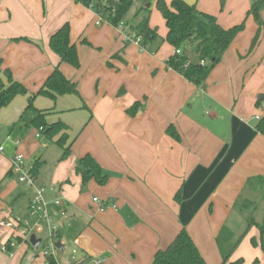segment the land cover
<instances>
[{
	"label": "crops",
	"instance_id": "crops-1",
	"mask_svg": "<svg viewBox=\"0 0 264 264\" xmlns=\"http://www.w3.org/2000/svg\"><path fill=\"white\" fill-rule=\"evenodd\" d=\"M183 1L214 15L223 28L245 19L244 30L200 87L166 66L174 48L163 39L145 48L125 42L93 3L0 0L1 67L31 93L58 67L76 82L79 93L55 101L38 96L34 101L37 109L49 110L48 122L60 120L68 126L71 144L65 160H59L61 148L55 142L44 146L35 129L20 123L10 128L24 111L26 96L0 109V130L5 132L0 144L10 145L0 153V219L19 211L23 184L11 171L14 155L21 153L29 164L43 160L35 177L42 183L45 151L55 146L58 161L48 176L45 198L55 217L53 202L61 200L63 215L54 238L63 250L64 241H71V255L77 251L79 264H96L100 258L105 264H152L154 253L182 228L207 264L222 263L216 237L223 226L229 228L233 237L224 251L231 249L252 218L241 217L251 208L243 203L251 201L250 192L261 193L248 181L264 177V136L255 129L264 113V32L249 51L257 25L246 13L254 0H224L223 5L220 0ZM260 16L264 22V8ZM64 23L70 26L78 68L61 63L48 45ZM136 102L139 108L130 115L127 110ZM85 154L108 174L104 185L91 180L82 186L75 167ZM239 217L241 234L234 232ZM254 222L257 226L248 230L226 264L240 258L241 264H264L262 225ZM42 226L43 231L34 234L40 241L48 237ZM9 239L15 246L3 251ZM36 249L0 227V264H46ZM57 255L51 254L57 264H74L60 262L62 256Z\"/></svg>",
	"mask_w": 264,
	"mask_h": 264
},
{
	"label": "trees",
	"instance_id": "trees-1",
	"mask_svg": "<svg viewBox=\"0 0 264 264\" xmlns=\"http://www.w3.org/2000/svg\"><path fill=\"white\" fill-rule=\"evenodd\" d=\"M133 0H82L85 6L93 3L95 12L107 23L117 27L122 22L128 12ZM155 7L161 14L166 33L163 42L174 49H179L180 54H172L166 61V66L179 74L195 86H203L212 71L217 65L228 47L236 36L245 28V19L237 25L223 28L219 25L217 18L204 11L199 10L195 5L186 3L183 0H153ZM223 5L224 0H220ZM264 8V0H254L246 13V17L251 16L257 25L249 51H252L258 42L261 32H264V22L260 12ZM130 26L136 35L140 36L141 48L149 46L157 38V30L149 25L148 10L138 16ZM20 40V39H16ZM27 40V39H24ZM83 43L87 41L83 40ZM49 48L60 59L61 63H66L73 68L79 67V59L75 44L70 40V26L68 23L61 25L49 38ZM195 58V61L190 59ZM63 95L79 96L77 84L72 79L67 78L58 67L47 76L43 85L36 92H29L25 86L13 79L11 72L7 68H2L0 63V109L8 106L17 96H26L27 104L19 117L17 123L26 128H33L37 131L42 144L55 142L61 148L59 160H65L69 156L70 144L68 142V126L62 121L48 122L46 117L49 110L37 109L34 105L36 97L42 96L55 101ZM263 100V96L257 100V105ZM139 108V103H134L127 113L133 115ZM256 131L264 136V113L255 125ZM174 135L170 127L167 130ZM43 160L36 158L30 164L31 173L35 178ZM75 172L81 177L82 186L93 180L98 185L107 182L108 174L102 170L96 159L90 154L83 155L76 167ZM249 184H256L262 193L264 201L263 176L251 178ZM253 206L251 201L243 203L244 208ZM257 226L252 218L248 220L245 231L237 238L230 250L224 251V245L232 237V231L223 226L216 237V242L222 255V263L226 264L231 252L238 246L242 238L252 226ZM261 236L264 235V228L259 226ZM8 247V244H6ZM30 245V244H29ZM31 246V245H30ZM243 260L237 259L228 264H241ZM46 264H57L51 255L47 256ZM152 264H207L202 258L198 248L194 244L189 233L182 228L171 242L165 247L158 249L152 259Z\"/></svg>",
	"mask_w": 264,
	"mask_h": 264
},
{
	"label": "rangeland",
	"instance_id": "rangeland-1",
	"mask_svg": "<svg viewBox=\"0 0 264 264\" xmlns=\"http://www.w3.org/2000/svg\"><path fill=\"white\" fill-rule=\"evenodd\" d=\"M148 6V7H147ZM144 10H148V14H149V25L153 28L156 29L157 31V38H156V42L160 41L161 39H164V34H165V24H164V20L161 16V14L159 13V11L157 10V8L154 5V2L152 0H133L132 5L130 6L128 12L126 13V15L124 16L122 22L124 24L127 25H131L135 20H137L138 16L142 15ZM1 131V130H0ZM3 132V133H1ZM0 135L3 136L5 135L4 131H1ZM2 145L4 149H7L9 145L8 142L2 141ZM44 158H45V165L42 167L41 171H40V175H42V177L44 178L43 182H36L35 181V185L37 187H43L44 189L47 188V179L48 176L52 173L53 170V166L57 163L58 161V148L55 146H50L44 154ZM17 178V177H16ZM262 185L264 186V182L262 183ZM22 188V195L20 197V199L18 200V207H19V211L17 212V216L12 217V218H17L20 221H22L23 223L26 224V226L33 231L34 230V223L36 222L35 217H31L29 214V201L28 199L32 197L33 195V190L31 187H28L26 185H21ZM249 198L251 199V201L254 203V206L251 207L250 209L247 210H243L241 217L242 218H248V217H252L253 220L257 221L260 225H262L264 227V202L262 199V195L259 191H255V192H250L248 194ZM44 197H45V193H44ZM46 199V198H45ZM48 208L51 210L52 213V205H50V203H48ZM55 212L58 214L56 217L53 215L52 216V221L53 223L57 224V219L59 220V218H61L62 214V207H55L54 208ZM241 219L240 217L237 218V224H236V229L234 232H237L239 234H241L244 229L243 228V224H241ZM43 224V223H41ZM247 224V223H246ZM245 224V225H246ZM44 225V224H43ZM246 228V226H245ZM65 231L62 229L61 232V238L63 240V238L65 239ZM41 243L39 244L38 248L36 249V252L41 253V255L43 256V251L47 250V252L51 255V254H58L57 257L59 255H61V261L60 262H69L71 263L72 260L70 259V255H71V250L73 249V244L71 243L70 240H66V242L64 241L63 245H64V250L58 252V249H56L54 247L55 243L58 242L59 239H55L54 237H52V239H50L49 237H41ZM47 258V256H44ZM76 258H78V255H76ZM88 264H90V261H88Z\"/></svg>",
	"mask_w": 264,
	"mask_h": 264
},
{
	"label": "built area",
	"instance_id": "built-area-1",
	"mask_svg": "<svg viewBox=\"0 0 264 264\" xmlns=\"http://www.w3.org/2000/svg\"><path fill=\"white\" fill-rule=\"evenodd\" d=\"M119 29L123 35L125 42H134L135 44H140V36L136 35L135 32L130 29V26L120 22L119 25L116 27ZM174 54H180L179 49H174ZM38 136V134H37ZM6 140H9V136L6 137ZM4 151L3 145L0 144V153ZM11 171L17 176V181L21 184H24L28 187H31L33 190V195L29 201V212L31 217H35L36 222L34 223V230L31 231L25 223L20 221L17 218H9V219H0V227L9 229L13 233H16L26 241H29L31 235L35 233H40L43 231V226L41 223L44 224V228L47 231L48 237L52 238L56 236L57 233V225L52 221V213L51 210L48 208V201H46L44 197L45 189L43 187H37L35 185V178L31 173L30 164L27 163L25 157L21 153H16L12 158L11 164ZM96 201V199H94ZM55 206H61L62 202L60 199L54 200ZM8 247H14L15 241L8 240L4 247L3 251H7ZM44 256L50 255L47 250L43 251ZM77 251L73 250L71 259L74 264H79V260L76 258ZM106 260L104 258H100L96 260V264H105Z\"/></svg>",
	"mask_w": 264,
	"mask_h": 264
},
{
	"label": "water",
	"instance_id": "water-1",
	"mask_svg": "<svg viewBox=\"0 0 264 264\" xmlns=\"http://www.w3.org/2000/svg\"><path fill=\"white\" fill-rule=\"evenodd\" d=\"M40 242H41L40 239H36L35 235H31L29 238V244L31 245V247L35 249L38 247ZM54 247L57 249L63 250V246L60 244V242H56Z\"/></svg>",
	"mask_w": 264,
	"mask_h": 264
}]
</instances>
